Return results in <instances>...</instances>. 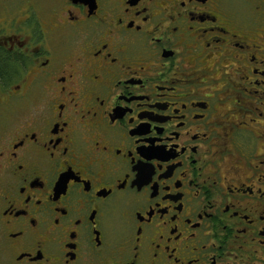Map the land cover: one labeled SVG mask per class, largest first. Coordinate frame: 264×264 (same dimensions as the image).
Segmentation results:
<instances>
[{
    "label": "flooded vegetation",
    "instance_id": "flooded-vegetation-1",
    "mask_svg": "<svg viewBox=\"0 0 264 264\" xmlns=\"http://www.w3.org/2000/svg\"><path fill=\"white\" fill-rule=\"evenodd\" d=\"M0 264H264V0H0Z\"/></svg>",
    "mask_w": 264,
    "mask_h": 264
}]
</instances>
